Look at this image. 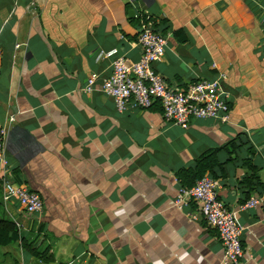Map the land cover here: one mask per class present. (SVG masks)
<instances>
[{"label": "crops", "instance_id": "1", "mask_svg": "<svg viewBox=\"0 0 264 264\" xmlns=\"http://www.w3.org/2000/svg\"><path fill=\"white\" fill-rule=\"evenodd\" d=\"M263 13L264 0H0L7 171L43 201L28 215L0 195V218L20 237L0 247V264H221L197 205L173 204L178 173L214 149L217 195L242 228V264H264ZM145 16L161 22L165 52L153 67L169 87L226 74L228 122L191 119L182 129L163 122L158 102L120 114L102 92H82L115 60L138 62ZM238 136L247 143L237 154L221 149ZM245 159L260 184L244 201ZM251 198L259 205L239 210Z\"/></svg>", "mask_w": 264, "mask_h": 264}, {"label": "built area", "instance_id": "2", "mask_svg": "<svg viewBox=\"0 0 264 264\" xmlns=\"http://www.w3.org/2000/svg\"><path fill=\"white\" fill-rule=\"evenodd\" d=\"M264 25V13L261 16ZM155 20L149 16L142 18L138 43L142 53L138 62L127 65L121 59L112 64V71L99 81V76L92 73L82 88L84 94L100 91L110 97L118 113L129 109L146 110L158 102L164 123L187 129L191 119H214L221 122L229 120V94L224 90L226 74L218 73L214 79L198 80L182 87H169L155 71L153 65L165 52L166 38L154 29ZM264 48V38L262 40ZM17 48L20 45L16 46ZM107 57L100 52L97 58ZM14 121L13 117L8 123ZM6 127L0 126V195L5 203L15 201L28 215L40 214L43 201L37 192L18 184L7 171L4 141ZM219 183L208 175L197 180L190 188L181 187L173 204L181 209L190 203L197 205L206 224L216 230L223 247L221 264H242L244 252L235 213L218 197ZM257 198H251L239 207V210L254 208L259 205ZM87 264V263H86Z\"/></svg>", "mask_w": 264, "mask_h": 264}, {"label": "trees", "instance_id": "3", "mask_svg": "<svg viewBox=\"0 0 264 264\" xmlns=\"http://www.w3.org/2000/svg\"><path fill=\"white\" fill-rule=\"evenodd\" d=\"M160 23L154 25V29L156 31H160ZM246 143L247 142L244 141L242 136H238L235 140L229 142L221 149L226 150L229 155L237 154L241 147H245ZM218 150L219 149L209 150L196 160L194 168L180 171L178 173V179L181 182V185L185 188H190L197 180L201 179L205 175H208L212 179L219 177L217 174V169L222 168V165L217 160ZM242 163L249 170H251V174L243 178L242 181L247 192L246 198L244 199L245 201L247 200L248 193L251 192L253 188L258 186L260 182L257 171L255 167L250 164L249 159L243 160ZM18 239H20V237L17 232L16 225L9 220L0 218V247L16 242ZM21 244L23 247L29 248L31 250L30 245H26V242L23 239ZM31 252L36 256L40 255V253L35 252V250H31Z\"/></svg>", "mask_w": 264, "mask_h": 264}, {"label": "water", "instance_id": "4", "mask_svg": "<svg viewBox=\"0 0 264 264\" xmlns=\"http://www.w3.org/2000/svg\"><path fill=\"white\" fill-rule=\"evenodd\" d=\"M133 13H134V12H133L132 10H130V11L128 12L129 17H132Z\"/></svg>", "mask_w": 264, "mask_h": 264}]
</instances>
